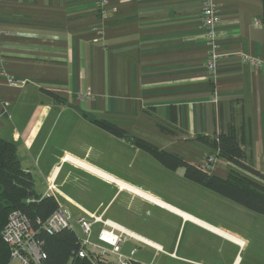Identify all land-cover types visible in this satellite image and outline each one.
<instances>
[{"label":"crops","instance_id":"1","mask_svg":"<svg viewBox=\"0 0 264 264\" xmlns=\"http://www.w3.org/2000/svg\"><path fill=\"white\" fill-rule=\"evenodd\" d=\"M216 2L214 84L202 0H0V53L16 81L0 75V138L16 143L38 195L54 181L74 220L102 216L145 239L122 246L137 249L135 263L264 264L258 237L164 195L148 168L163 165L90 118L202 167L216 152L197 137L232 128L253 163H264V68L242 58L264 59L263 0ZM88 91L94 99L81 97ZM230 169L218 157L211 172L225 178Z\"/></svg>","mask_w":264,"mask_h":264},{"label":"trees","instance_id":"2","mask_svg":"<svg viewBox=\"0 0 264 264\" xmlns=\"http://www.w3.org/2000/svg\"><path fill=\"white\" fill-rule=\"evenodd\" d=\"M261 22L264 27V11ZM90 118L111 134L124 138L148 152L166 168H183L187 179L264 215V173L255 167L252 156L248 155L232 128L214 138L197 137L198 140L210 144L218 157L225 159L232 166L228 175L223 178L210 169L192 164L178 154L161 149L146 139L130 136L112 121L93 115H90ZM245 172L250 173L252 177ZM59 205L55 196H40L35 192L33 175L22 167L16 143L0 138V264H10L11 261V248L4 240L3 230L14 211H20L28 217L36 232V238L42 242L46 253L42 264H94L89 258L78 255L81 241L77 231L68 228L54 234L45 231L44 223ZM95 259L98 262L104 261L99 255H96Z\"/></svg>","mask_w":264,"mask_h":264},{"label":"built area","instance_id":"3","mask_svg":"<svg viewBox=\"0 0 264 264\" xmlns=\"http://www.w3.org/2000/svg\"><path fill=\"white\" fill-rule=\"evenodd\" d=\"M107 0H100L105 4ZM201 18L205 30V41L207 45L206 66L214 84L217 83V73L220 63L219 54V25L220 15L216 0H202ZM260 23L259 21L257 22ZM242 58L257 68H264V59L260 56L242 54ZM0 75L8 78L11 84H15V77L5 70L4 59L0 53ZM82 98L94 99L95 95L88 91L81 95ZM214 101H217V91H214ZM10 103L4 105V111L9 113ZM218 159L217 153H212L207 158L205 168L212 169ZM59 192L54 181H49V188L46 195H53ZM45 195V196H46ZM32 199H28L31 201ZM97 223L102 224V228L97 234V240L93 237V226ZM76 225L82 230L83 236H80L81 248L78 255L82 258H89L94 264H135L133 259L137 249H132L129 255L122 252L123 244L129 238H135L141 241L144 239L138 237L128 229L104 219L102 216L87 213V216L74 220L70 212L59 205L58 209L44 223V229L49 234H54L63 229H72L76 231ZM36 232L32 227L28 217L20 211H14L3 230L4 240L11 248V262L17 264H42L46 258V253L42 248V242L35 236ZM96 255L104 258L103 262H98Z\"/></svg>","mask_w":264,"mask_h":264},{"label":"rangeland","instance_id":"4","mask_svg":"<svg viewBox=\"0 0 264 264\" xmlns=\"http://www.w3.org/2000/svg\"><path fill=\"white\" fill-rule=\"evenodd\" d=\"M155 163L157 168L155 167L152 169L150 165H148V168L152 175L157 176V179L160 177L157 181H161V188L164 195H170V198H173L174 201L177 200L178 203L183 204L190 210L214 220L227 228H231L232 230L246 227L248 232L252 233V235H250L251 237H258L260 240L258 245L260 247V261L264 258V250L262 248V241H264V215L253 212L236 204L232 200L187 179L183 168H180L177 171H170L161 166L158 162ZM255 167L261 172L264 171V163L255 164ZM245 174L252 177L250 173L245 172ZM253 178L258 180V178L254 176ZM152 181L153 180H150V182ZM235 207H240L241 210ZM76 231L80 236H83L79 225H76ZM93 239L97 240L95 237ZM250 252L251 251L248 250L244 253L245 260L248 259ZM10 264H17V262H11Z\"/></svg>","mask_w":264,"mask_h":264},{"label":"bare ground","instance_id":"5","mask_svg":"<svg viewBox=\"0 0 264 264\" xmlns=\"http://www.w3.org/2000/svg\"><path fill=\"white\" fill-rule=\"evenodd\" d=\"M133 189V188H132ZM149 198V197H148ZM153 199V198H152ZM155 200V199H154ZM155 201H157V200H155ZM157 202H159V203H161V204H163V205H166V204H164V203H162V202H160V201H157ZM167 206V205H166ZM168 207H170V206H168ZM187 216V215H186ZM139 237V236H138ZM141 238V237H140ZM143 239V238H142ZM145 240V239H144Z\"/></svg>","mask_w":264,"mask_h":264}]
</instances>
